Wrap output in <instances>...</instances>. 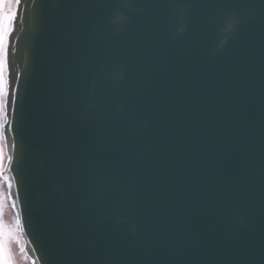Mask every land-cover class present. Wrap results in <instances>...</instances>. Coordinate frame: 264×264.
Wrapping results in <instances>:
<instances>
[{
    "label": "water",
    "instance_id": "obj_1",
    "mask_svg": "<svg viewBox=\"0 0 264 264\" xmlns=\"http://www.w3.org/2000/svg\"><path fill=\"white\" fill-rule=\"evenodd\" d=\"M7 49L30 264H264V0H22Z\"/></svg>",
    "mask_w": 264,
    "mask_h": 264
},
{
    "label": "snow or ice",
    "instance_id": "obj_2",
    "mask_svg": "<svg viewBox=\"0 0 264 264\" xmlns=\"http://www.w3.org/2000/svg\"><path fill=\"white\" fill-rule=\"evenodd\" d=\"M22 0H0V140L7 143V138L3 135L4 126L7 125L8 115H9V105L10 103L14 105L16 103L15 96L11 101L9 100V83L6 79L4 72L7 69V42L11 35L14 24L17 20V10L21 4ZM231 27V25H229ZM9 162L11 158L9 157ZM11 186L9 185V188ZM15 207V205H13ZM17 225H19V219H17ZM12 237V230L6 225L0 224V239L3 243L0 247L3 248L4 256L2 259V264H13L12 260L8 256V241Z\"/></svg>",
    "mask_w": 264,
    "mask_h": 264
},
{
    "label": "rangeland",
    "instance_id": "obj_3",
    "mask_svg": "<svg viewBox=\"0 0 264 264\" xmlns=\"http://www.w3.org/2000/svg\"><path fill=\"white\" fill-rule=\"evenodd\" d=\"M2 145H3V140H2ZM0 224L6 225L9 229L12 230V237L8 241V256L12 260L13 264H18L16 261L17 259L22 261L23 264H30V261L27 259L26 255L24 254L23 243L19 237L17 225L15 223V217L7 198L5 185L2 182L1 178H0ZM2 243L3 241L2 239H0V245H2ZM3 256H4L3 248L0 247V258H2ZM0 264H2V259H0Z\"/></svg>",
    "mask_w": 264,
    "mask_h": 264
},
{
    "label": "crops",
    "instance_id": "obj_4",
    "mask_svg": "<svg viewBox=\"0 0 264 264\" xmlns=\"http://www.w3.org/2000/svg\"><path fill=\"white\" fill-rule=\"evenodd\" d=\"M0 11L3 10L0 9ZM0 123H2V121H0ZM4 162H5L4 146L2 145V140H0V171L4 165Z\"/></svg>",
    "mask_w": 264,
    "mask_h": 264
},
{
    "label": "trees",
    "instance_id": "obj_5",
    "mask_svg": "<svg viewBox=\"0 0 264 264\" xmlns=\"http://www.w3.org/2000/svg\"><path fill=\"white\" fill-rule=\"evenodd\" d=\"M17 259V258H16ZM21 259V258H20ZM18 264H23L19 259L16 260Z\"/></svg>",
    "mask_w": 264,
    "mask_h": 264
}]
</instances>
